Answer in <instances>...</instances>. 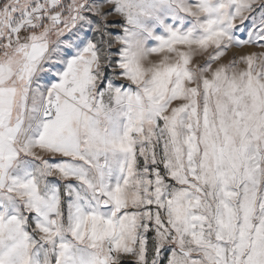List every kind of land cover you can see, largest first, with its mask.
I'll return each instance as SVG.
<instances>
[{
    "label": "rangeland",
    "instance_id": "obj_1",
    "mask_svg": "<svg viewBox=\"0 0 264 264\" xmlns=\"http://www.w3.org/2000/svg\"><path fill=\"white\" fill-rule=\"evenodd\" d=\"M0 264H264V0H0Z\"/></svg>",
    "mask_w": 264,
    "mask_h": 264
},
{
    "label": "crops",
    "instance_id": "obj_2",
    "mask_svg": "<svg viewBox=\"0 0 264 264\" xmlns=\"http://www.w3.org/2000/svg\"><path fill=\"white\" fill-rule=\"evenodd\" d=\"M31 57H33V50L32 51H30V53L28 52V55H27V59L29 60V58H31ZM29 63L28 64H30V61H28ZM27 64V65H28ZM31 157V156H30ZM18 214L16 213V216H17Z\"/></svg>",
    "mask_w": 264,
    "mask_h": 264
},
{
    "label": "built area",
    "instance_id": "obj_3",
    "mask_svg": "<svg viewBox=\"0 0 264 264\" xmlns=\"http://www.w3.org/2000/svg\"><path fill=\"white\" fill-rule=\"evenodd\" d=\"M52 116L53 115L47 113V109H46V119L51 118Z\"/></svg>",
    "mask_w": 264,
    "mask_h": 264
},
{
    "label": "water",
    "instance_id": "obj_4",
    "mask_svg": "<svg viewBox=\"0 0 264 264\" xmlns=\"http://www.w3.org/2000/svg\"><path fill=\"white\" fill-rule=\"evenodd\" d=\"M181 252H182V253H185L186 255H189V253H188V252H186V251H182V250H181Z\"/></svg>",
    "mask_w": 264,
    "mask_h": 264
},
{
    "label": "bare ground",
    "instance_id": "obj_5",
    "mask_svg": "<svg viewBox=\"0 0 264 264\" xmlns=\"http://www.w3.org/2000/svg\"><path fill=\"white\" fill-rule=\"evenodd\" d=\"M51 109H52V108H48V110H51ZM52 110H54V109H52ZM52 110H51V111H52ZM55 110H56V109H55ZM51 111H50V112H51ZM48 114H49V113H48ZM106 203H107V202H106Z\"/></svg>",
    "mask_w": 264,
    "mask_h": 264
}]
</instances>
